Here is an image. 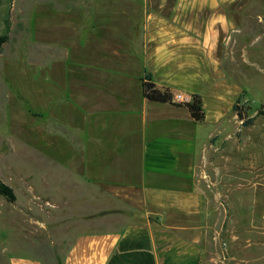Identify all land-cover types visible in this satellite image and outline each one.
Returning a JSON list of instances; mask_svg holds the SVG:
<instances>
[{"label": "crops", "instance_id": "0c3cea01", "mask_svg": "<svg viewBox=\"0 0 264 264\" xmlns=\"http://www.w3.org/2000/svg\"><path fill=\"white\" fill-rule=\"evenodd\" d=\"M136 1L125 0L117 24L93 20L79 46L66 105L77 129L66 152L74 179L60 197L67 244L52 261L36 253L13 264H212L214 236L264 233L256 119L245 126L235 111L250 99L226 64L242 29L239 0ZM148 74L174 94H199L204 119L145 97Z\"/></svg>", "mask_w": 264, "mask_h": 264}, {"label": "rangeland", "instance_id": "374dc122", "mask_svg": "<svg viewBox=\"0 0 264 264\" xmlns=\"http://www.w3.org/2000/svg\"><path fill=\"white\" fill-rule=\"evenodd\" d=\"M238 3L242 29L235 61L228 58L226 64L238 70L250 99L239 105L245 103L248 116L256 118L253 145L264 159V0ZM124 5L125 0H0V34L10 20L9 38L0 49V182L16 195L12 202L0 193V264L36 253L52 261L67 244L69 222L60 197L74 179L67 170L74 155L66 152L76 148L77 129L66 105L73 100L77 57L93 20L112 16L117 24ZM79 17L84 33L76 26ZM104 196L101 189V213H107ZM259 199L257 210L263 213V189ZM225 233L213 238L212 264H264V233L244 232L238 240Z\"/></svg>", "mask_w": 264, "mask_h": 264}, {"label": "trees", "instance_id": "16d2710c", "mask_svg": "<svg viewBox=\"0 0 264 264\" xmlns=\"http://www.w3.org/2000/svg\"><path fill=\"white\" fill-rule=\"evenodd\" d=\"M9 32H10V20L9 18L6 19L5 24V31L0 34V49L3 43L7 41L9 38ZM143 94L145 97L152 101L157 102H172L173 101V91L170 88L163 87L159 88L153 81L151 76L145 75L143 77ZM241 102V99L237 101V103L234 105V109L237 112L238 116L243 120V124L245 126L251 125L255 121V117H249L247 111L245 110V103L243 106H240L239 103ZM192 116L196 120H203L205 116L204 108L202 105V98L199 94H194L192 96V100L188 103H185ZM261 112V110H260ZM0 193L3 194L8 200L15 201L16 195L12 187L7 185L4 182H0Z\"/></svg>", "mask_w": 264, "mask_h": 264}, {"label": "built area", "instance_id": "2783aa9c", "mask_svg": "<svg viewBox=\"0 0 264 264\" xmlns=\"http://www.w3.org/2000/svg\"><path fill=\"white\" fill-rule=\"evenodd\" d=\"M173 100L179 104H185L192 100L191 96H184L183 94L176 93L173 95Z\"/></svg>", "mask_w": 264, "mask_h": 264}]
</instances>
